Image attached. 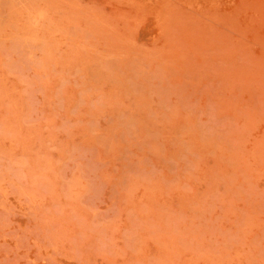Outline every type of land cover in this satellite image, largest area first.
Returning a JSON list of instances; mask_svg holds the SVG:
<instances>
[{
	"label": "rangeland",
	"instance_id": "1",
	"mask_svg": "<svg viewBox=\"0 0 264 264\" xmlns=\"http://www.w3.org/2000/svg\"><path fill=\"white\" fill-rule=\"evenodd\" d=\"M0 264H264V0H0Z\"/></svg>",
	"mask_w": 264,
	"mask_h": 264
}]
</instances>
